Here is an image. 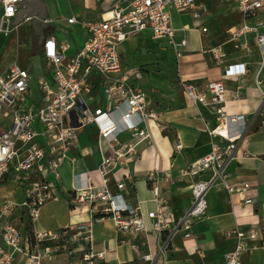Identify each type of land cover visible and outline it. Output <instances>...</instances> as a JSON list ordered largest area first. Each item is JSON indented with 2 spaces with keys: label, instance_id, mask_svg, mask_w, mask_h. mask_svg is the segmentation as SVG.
<instances>
[{
  "label": "built area",
  "instance_id": "2783aa9c",
  "mask_svg": "<svg viewBox=\"0 0 264 264\" xmlns=\"http://www.w3.org/2000/svg\"><path fill=\"white\" fill-rule=\"evenodd\" d=\"M232 9L240 13L241 22L230 28L228 41L250 51L247 36H253L259 52L254 72L255 84L260 88V72L264 69V0H228ZM18 0H0V34H10L18 25L10 24L19 9ZM189 13L194 26L206 32L203 24L204 4L196 0H114L104 7L97 20H81L70 17L69 23H80L87 37L82 46L67 57L69 44L47 36L42 44V56L50 74L37 80L39 101L37 107L29 103L32 72L15 61L0 72V183L9 174L22 188L24 199L21 206L27 211L30 221L39 217V208L56 188L47 177H60L61 165L69 160L68 152L78 142V131L87 125L97 129V148L101 154L95 169L96 178L86 172L72 188V199L76 204L88 205L89 220L79 222L71 230L72 237L87 242L78 264H103L107 262V250L95 249L90 240L93 222L111 218L120 242H127L135 250L133 242L140 234L152 232L158 242V253L164 254L170 240L177 232L183 237L191 235L196 218L205 214L207 195L215 187H221L228 194L242 195L243 204H254V197H246L251 189L247 181L227 180L226 168L235 158L236 140L240 134L229 136L231 127L237 126L239 114L227 113L224 102V86L220 80L209 81L205 88L191 82L181 81L180 86L193 103L210 104L217 115L216 126L209 131L225 143L211 141L210 151L178 171L179 180L190 179L191 202L188 208L176 216L153 172L146 174L149 190L155 206L143 212L139 204L125 200L123 181H116L114 188L109 185L108 175L126 162L137 160L139 145L148 138L147 122L155 120L157 114L149 105L143 89L134 81L142 78L138 67L123 69L118 45L129 36L149 31L152 39H166L173 46L176 56L185 50V37L176 38L171 24L170 10ZM29 17L23 19L29 21ZM216 61L226 57L222 44L207 48ZM244 63L225 66L224 76L236 79L247 74ZM102 89L106 107H92L84 92L91 88V78ZM210 94L207 98L206 93ZM237 97V94L235 95ZM264 122V90L260 93L258 109ZM128 134L125 139L122 134ZM176 148H179L176 146ZM71 161H73L71 159ZM170 179V174H165ZM16 202L0 204V220L9 216ZM31 237L10 221L0 226V264H12L15 254H22L26 264H47L53 261V243H57L60 230L37 231L31 229ZM235 243L223 254L221 264H247L245 255L258 248L257 233L234 230ZM31 239V240H30ZM142 259L153 261L150 254L141 253ZM52 264H67L52 263Z\"/></svg>",
  "mask_w": 264,
  "mask_h": 264
},
{
  "label": "crops",
  "instance_id": "0c3cea01",
  "mask_svg": "<svg viewBox=\"0 0 264 264\" xmlns=\"http://www.w3.org/2000/svg\"><path fill=\"white\" fill-rule=\"evenodd\" d=\"M41 1L46 7L45 23L36 25L34 29L30 22L23 21L28 15H22L14 33L15 38L13 37L14 42L21 39L34 40V46L27 56L36 58L37 71H34L33 64L26 66L33 76L29 103L34 101L31 100L33 90L36 91V98L39 101L37 80L42 76L50 77L42 56L43 40L47 36H53L57 41L68 43L69 49L65 54L67 57L72 56L82 46L87 32L80 23H69L67 19L72 17L77 21L97 20L104 7L114 0ZM22 8L23 6L19 4V9ZM170 15L176 38L185 37L187 40V46L180 56H176L170 42L166 39H152L149 31L129 36L118 45L122 68H140L142 78L135 80L134 83L147 94L149 107L156 112L157 118L147 122L149 136L139 145L137 160L126 162L109 174V185L113 189L116 181H123L125 187L122 193L125 200L139 204L142 211L146 212L155 206L149 190L150 183L146 179V174L153 172L175 215L180 216L190 205L192 180L188 178L179 180L178 171L206 155L210 151L211 141L225 143V140L218 136L209 134L217 124L214 106L191 102L181 88L180 82H191L204 89L209 81L220 80L224 86L222 105L225 111L240 115L238 125L229 130V136L240 134V137L235 142V158L226 168L227 180L247 181L251 189L245 196L254 197L255 203L243 204L242 195L228 194L221 187L211 189L207 195L206 212L194 220L191 235L185 238L182 232L174 234L164 254L158 253V242L154 233L149 231L133 240L138 250L133 249L127 242H120L113 220L107 217L92 223L90 240L95 249L107 250V262L103 264H149V261L142 259L141 253L150 254L152 264H221L223 254L235 243L232 232L253 229L261 245L247 253L245 259L247 264H264V122L258 112L260 93L264 90V69L260 72L262 84L258 88L254 74L259 59L258 48L250 34L247 36L250 51L246 52L237 46V42L228 41L226 33L213 30L204 21L207 31L201 32L194 26L189 13H178L171 9ZM55 31L66 32L71 36V41L58 40L54 36ZM142 33L146 36H140ZM3 35L7 38L4 42L6 48L12 43V37H8L9 34ZM219 44H222L226 57L216 61L207 48ZM146 48L150 49L149 53L145 52ZM123 53H141L139 56L149 59L145 64L126 65ZM159 55L173 65L172 76L159 78L149 70L154 66L151 63L160 57ZM235 63H244L248 69L247 74L236 79L225 77V66ZM96 79L95 76L91 78L89 83L92 86L89 92H84V97L89 100L92 107L104 109L106 99ZM33 81L35 85L32 86ZM206 95L210 98L208 92ZM85 132H89L91 136L87 138ZM127 136L128 134L124 133L121 138L125 139ZM97 137L94 125L79 129L77 145L71 147L68 152L69 160L61 165L60 177L55 178L52 174L47 177L54 184L56 194L40 206L39 217L31 221L32 229L71 230L79 222L89 220L88 205L73 203L72 188L80 178L78 174L86 172L92 178H96L95 169L101 159L96 145ZM166 173L170 174V179H165ZM18 190L21 193L19 198L13 190L10 197H4L0 201V204L4 201L17 203L11 214L0 220V226L10 221L23 231L20 217L13 218L17 209L25 210L20 205L24 195L20 187ZM0 244L4 245L1 238ZM56 252L57 250L54 252L53 261L47 264L57 261ZM78 259L79 257H71L69 264H78ZM12 264H26L24 255L15 254Z\"/></svg>",
  "mask_w": 264,
  "mask_h": 264
},
{
  "label": "rangeland",
  "instance_id": "374dc122",
  "mask_svg": "<svg viewBox=\"0 0 264 264\" xmlns=\"http://www.w3.org/2000/svg\"><path fill=\"white\" fill-rule=\"evenodd\" d=\"M197 2H201L204 4L205 16L203 21L209 26L212 27L213 30L226 33L230 28L236 27L241 22V15L237 11L232 9L233 2L228 0H196ZM17 29L13 30L8 37H12V43L8 45L6 48L4 47V42L7 41L6 36L0 34V72L8 65V62H12L15 60L22 67H26L27 65L33 64L34 71H37V60L34 56H30L28 52H30L34 46V40H25L21 39L16 42L15 41V32ZM54 36L58 40L71 41V36L64 31H55ZM140 36H146L145 33L140 34ZM14 37V38H13ZM14 39V40H13ZM4 47V48H3ZM31 47V48H30ZM154 51V50H153ZM145 52L149 53L150 49L146 48ZM141 53H133L127 54L123 53L124 61L126 65H136V64H145L147 63L148 57L139 56ZM154 60L152 64L154 66L149 70L155 74L156 77L165 78L173 75V65L164 59L161 55ZM154 83V82H153ZM35 85V81L32 82V86ZM36 91L33 90L31 95V100H34L33 103L37 107L38 99L36 98ZM85 136L89 138L91 134L89 132H85ZM19 183L12 177L7 176L0 183V201L5 197H10L13 193V190L16 191V197H20L21 193L18 190ZM22 190V188L20 187ZM23 193V191H22ZM75 205L76 204L73 202ZM23 210V209H22ZM20 208L16 210L14 217H20V225L24 232H27L30 227L31 221L27 215V211H22ZM61 230L60 237L57 243H53L51 247L53 250H57L56 252V262H65L67 264L70 263L71 257L77 258L81 255V253L86 249V243L83 239H75L72 237V230Z\"/></svg>",
  "mask_w": 264,
  "mask_h": 264
},
{
  "label": "water",
  "instance_id": "95a60500",
  "mask_svg": "<svg viewBox=\"0 0 264 264\" xmlns=\"http://www.w3.org/2000/svg\"><path fill=\"white\" fill-rule=\"evenodd\" d=\"M23 6L22 9L17 10V15L14 20L10 21V24L19 25L22 15H28L30 18L28 22L36 29V25L45 23L46 7L41 0H18ZM19 21V22H18Z\"/></svg>",
  "mask_w": 264,
  "mask_h": 264
},
{
  "label": "trees",
  "instance_id": "16d2710c",
  "mask_svg": "<svg viewBox=\"0 0 264 264\" xmlns=\"http://www.w3.org/2000/svg\"><path fill=\"white\" fill-rule=\"evenodd\" d=\"M69 206L71 207V205L69 204ZM32 227H31V223H30V227H29V230L26 232L28 235H29V237H31V233H32ZM31 240V239H30Z\"/></svg>",
  "mask_w": 264,
  "mask_h": 264
}]
</instances>
